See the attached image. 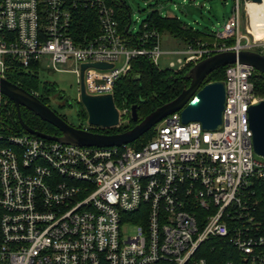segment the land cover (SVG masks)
Here are the masks:
<instances>
[{
  "label": "built area",
  "instance_id": "2783aa9c",
  "mask_svg": "<svg viewBox=\"0 0 264 264\" xmlns=\"http://www.w3.org/2000/svg\"><path fill=\"white\" fill-rule=\"evenodd\" d=\"M240 1L215 33L235 38L234 45L163 51L158 33L149 31L143 38H154L153 47L129 48L107 0H0V79L6 59L53 72L73 68L78 77L82 64L101 63L111 68H87L83 86L87 95H105L137 56L157 66L164 54H182L180 70L226 51L264 55V39L239 34ZM78 9L94 11L100 27L80 44L71 32ZM254 72L246 64L227 66L216 131L183 124L177 112L157 123L139 149L0 135V264H207L201 250L211 238L225 241L245 263L264 264L255 190L264 182V159L253 152L248 124L249 107L261 99ZM79 94L78 82V100ZM126 228L133 235L125 236Z\"/></svg>",
  "mask_w": 264,
  "mask_h": 264
},
{
  "label": "trees",
  "instance_id": "16d2710c",
  "mask_svg": "<svg viewBox=\"0 0 264 264\" xmlns=\"http://www.w3.org/2000/svg\"><path fill=\"white\" fill-rule=\"evenodd\" d=\"M115 11L119 22L118 30L124 35L126 45L129 48L149 49L156 43L154 38H147L144 41L145 32H156L161 35L168 34L174 41L184 46L191 45L193 48L203 44L205 47L211 46L213 43L217 45L232 46L235 44V38L218 39L215 33L200 32L181 23L177 18L162 17L156 10H151L147 18L142 21L139 31L131 34L126 31L130 26L129 8L122 0H107ZM144 25L146 27H144ZM100 27L97 21V15L89 9H78L73 13L71 32L76 43H83L88 38L99 34ZM144 42V43H143ZM7 69L5 79L12 84L17 85L28 93L36 95L37 98L49 107L48 96H56L62 98L57 93L55 87L48 83H42L38 77L39 67L36 64H30L24 68L19 63L11 60H5ZM192 64L186 65L180 70H160L147 57L137 56L130 61V70L125 76L117 79L113 86V101L118 110L127 109L128 114L121 116V121L117 127L113 129L87 128L90 132L115 135L121 134L133 128L140 120L146 117L156 108L174 100L180 95L184 86L188 85L185 80ZM226 67L219 68L210 73L201 84V87L211 82H224ZM255 94L264 99V76L257 71L252 77ZM136 107L137 122L131 119V108ZM78 118L86 121V113L80 103L75 105ZM55 112V111H54ZM21 119L24 125L33 132L45 134L48 136L59 137L60 132L50 124L42 121L32 112L25 108H20ZM56 113V112H55ZM64 121L63 116H60ZM126 120V121H124ZM82 129V127H79ZM28 134L24 131L19 123L17 111L12 101L1 95L0 99V135H24ZM154 136L152 128L131 146L139 149L149 142ZM256 194L260 201L259 219L264 226V182H260L255 186ZM202 256L207 264H248L245 263L239 252L230 247L225 241L218 239H208L201 250Z\"/></svg>",
  "mask_w": 264,
  "mask_h": 264
},
{
  "label": "water",
  "instance_id": "95a60500",
  "mask_svg": "<svg viewBox=\"0 0 264 264\" xmlns=\"http://www.w3.org/2000/svg\"><path fill=\"white\" fill-rule=\"evenodd\" d=\"M261 4L264 0H247ZM129 25L126 28L128 31ZM246 64L264 76V55L252 51H226L214 54L193 65L185 80L189 85L174 100L156 108L140 120L133 128L115 135H105L90 132L87 129L75 128L59 117L50 107L43 104L36 95L26 92L6 79H0V95L12 101L15 105L20 125L30 135L79 147L109 148L132 144L150 131L157 123L169 115L180 112L181 122H199L205 131H216L222 127L225 108L224 82H211L203 87L201 84L213 71L233 65ZM87 68L108 69L111 65L92 63L80 66L79 100L86 113V123L89 128L113 129L120 121L113 95H87L83 86V73ZM32 112L42 121L56 128L61 136L53 137L33 132L21 119L20 108ZM131 119L137 122L136 107L131 108ZM248 124L252 132V147L256 156L264 159V99L252 104L248 109Z\"/></svg>",
  "mask_w": 264,
  "mask_h": 264
},
{
  "label": "rangeland",
  "instance_id": "374dc122",
  "mask_svg": "<svg viewBox=\"0 0 264 264\" xmlns=\"http://www.w3.org/2000/svg\"><path fill=\"white\" fill-rule=\"evenodd\" d=\"M129 8L130 26L129 33L136 34L139 27L151 10H156L162 17L177 18L181 23L200 32L221 33L227 21L233 15L235 0H122ZM239 7V34L248 37L246 31L251 28V16L246 11V4L241 0ZM233 38V37H232ZM163 51H182L185 46L174 41L168 34L161 35ZM182 54H164L157 61L160 70H178V59H183ZM173 63L174 67L169 65ZM73 68L63 67L58 72L49 71L40 67L38 77L42 83L55 87L62 98L49 95V107L63 116L69 125L75 128L87 127L86 121L78 118L75 105L78 104L79 77L72 71ZM121 116L128 114L127 109H120ZM126 121V120H124ZM125 236L133 235V229H123Z\"/></svg>",
  "mask_w": 264,
  "mask_h": 264
},
{
  "label": "bare ground",
  "instance_id": "6f19581e",
  "mask_svg": "<svg viewBox=\"0 0 264 264\" xmlns=\"http://www.w3.org/2000/svg\"><path fill=\"white\" fill-rule=\"evenodd\" d=\"M246 11L251 16V28L248 32L253 36L254 40L261 41L264 39V3L255 4L247 3Z\"/></svg>",
  "mask_w": 264,
  "mask_h": 264
},
{
  "label": "flooded vegetation",
  "instance_id": "af4514ba",
  "mask_svg": "<svg viewBox=\"0 0 264 264\" xmlns=\"http://www.w3.org/2000/svg\"><path fill=\"white\" fill-rule=\"evenodd\" d=\"M188 85H189V83H188ZM188 85H187V86H188ZM82 129H86V127H85V128H82Z\"/></svg>",
  "mask_w": 264,
  "mask_h": 264
},
{
  "label": "crops",
  "instance_id": "0c3cea01",
  "mask_svg": "<svg viewBox=\"0 0 264 264\" xmlns=\"http://www.w3.org/2000/svg\"><path fill=\"white\" fill-rule=\"evenodd\" d=\"M162 48V47H161Z\"/></svg>",
  "mask_w": 264,
  "mask_h": 264
}]
</instances>
